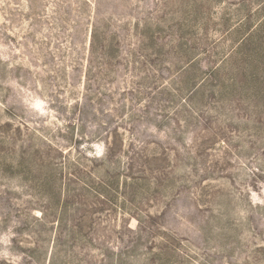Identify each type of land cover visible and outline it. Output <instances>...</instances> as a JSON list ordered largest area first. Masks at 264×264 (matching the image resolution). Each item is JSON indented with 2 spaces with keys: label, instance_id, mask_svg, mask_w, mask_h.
Listing matches in <instances>:
<instances>
[{
  "label": "rangeland",
  "instance_id": "374dc122",
  "mask_svg": "<svg viewBox=\"0 0 264 264\" xmlns=\"http://www.w3.org/2000/svg\"><path fill=\"white\" fill-rule=\"evenodd\" d=\"M0 264H264V0H0Z\"/></svg>",
  "mask_w": 264,
  "mask_h": 264
}]
</instances>
